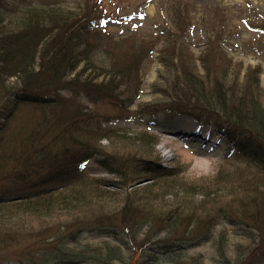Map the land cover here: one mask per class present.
<instances>
[{
  "label": "trees",
  "instance_id": "1",
  "mask_svg": "<svg viewBox=\"0 0 264 264\" xmlns=\"http://www.w3.org/2000/svg\"><path fill=\"white\" fill-rule=\"evenodd\" d=\"M30 1L13 22L5 15L18 6L0 0V188L9 186L0 193V264H208L202 252L187 253L207 244L213 264H264L262 66L241 86L228 80L223 49V64L205 55L201 74L189 34L168 24L149 20L152 31L116 37L98 0L79 10ZM188 8L172 6L173 19L187 21ZM160 44L173 72L160 73L157 100L134 110ZM159 110L221 133L215 147L259 171L222 168L183 182V170L163 164L158 133L116 126ZM88 163L112 178L85 173ZM222 223L242 235L234 246L227 228L215 236ZM94 232L101 238H84Z\"/></svg>",
  "mask_w": 264,
  "mask_h": 264
},
{
  "label": "rangeland",
  "instance_id": "2",
  "mask_svg": "<svg viewBox=\"0 0 264 264\" xmlns=\"http://www.w3.org/2000/svg\"><path fill=\"white\" fill-rule=\"evenodd\" d=\"M18 6L16 11L11 13L8 11L5 18L8 21L16 22L17 17L23 15L25 7L30 5V0H9ZM47 0H32L33 5L44 6L42 4ZM56 5L64 6L65 8L75 10L80 9L84 0H54ZM95 1V0H93ZM99 5L103 7V23L109 25L110 31L116 37L123 36L128 33L136 34L152 31L155 26H151L148 21L153 20L157 24V29L163 28L166 24L174 32H186L190 36L191 57L192 60L199 65L201 74L204 70L201 65V59L207 55L212 61L221 62V49L232 60V65L229 67L230 73L228 76L229 82L240 77L238 84L244 86L246 77L251 73V69L262 66L263 72L261 75V86L264 87V33L261 28H264V0H98ZM175 7L182 6L189 8L190 18L186 21L177 22V19L172 17ZM25 8V9H24ZM215 9L220 10V16L213 15ZM182 13H185L182 11ZM154 27V28H153ZM258 27V29H255ZM209 45L210 50L206 47ZM220 46V47H219ZM223 46V47H222ZM163 44L158 45L154 50L149 64L146 63L143 92L140 99L136 102L137 108L144 103H150L158 99L155 94L154 86H163L165 79L160 73L164 72L168 75V71L173 72L170 68H164L159 58L162 57L160 50ZM208 49V50H207ZM212 53V54H211ZM184 56V54H182ZM190 56V55H189ZM206 56V58H207ZM186 57V56H185ZM104 56L98 61H102ZM224 61L221 62L223 64ZM236 72V76H235ZM217 74V70L214 71ZM238 74V75H237ZM155 84V85H153ZM229 84V83H228ZM135 119H124L116 126L128 127L132 130H141L148 128L151 122L157 124L160 128V140L157 145L159 155L164 159V162L171 168L183 170L181 173L183 182H191L192 179L212 178L222 168L229 170L258 172V165L250 159L242 156L237 151L228 154V151L223 149V146L214 147L208 143H217L221 138V133L217 131L201 133L195 132L193 135H199L202 141L196 137H186L177 133V130L187 131L189 134L194 132V122L188 121L186 118L177 115L173 112L159 110L150 112L145 115H136ZM218 133V135H217ZM212 135V136H211ZM211 136V139L208 137ZM204 142V143H203ZM229 155V156H228ZM90 171L91 169L88 168ZM93 170V169H92ZM242 172L241 174H243ZM93 175V174H91ZM97 177L112 178L111 175L105 173L103 169L94 171ZM109 176V177H108ZM148 181L135 185V190H139ZM179 184V183H176ZM9 189V186L6 185ZM1 188L7 194V188ZM234 189L230 187L229 190ZM227 190V189H226ZM2 193V190H0ZM120 204H118L119 206ZM124 205V203H122ZM115 207L116 209L120 208ZM227 228L226 238L230 246H234L243 237L238 233V229L232 230L231 225L222 223L217 226L215 236ZM84 238L89 241H95L101 238L98 232L85 233ZM85 240V241H86ZM202 252L205 255L206 262L213 264L211 257L214 256V251L210 245H204L197 248L188 249V254Z\"/></svg>",
  "mask_w": 264,
  "mask_h": 264
}]
</instances>
